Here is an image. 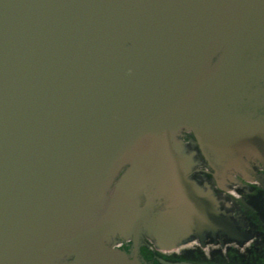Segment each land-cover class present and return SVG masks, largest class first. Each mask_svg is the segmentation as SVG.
Returning <instances> with one entry per match:
<instances>
[{"label":"water","instance_id":"water-1","mask_svg":"<svg viewBox=\"0 0 264 264\" xmlns=\"http://www.w3.org/2000/svg\"><path fill=\"white\" fill-rule=\"evenodd\" d=\"M256 162L264 0H0V264L242 245L214 185Z\"/></svg>","mask_w":264,"mask_h":264},{"label":"flooded vegetation","instance_id":"flooded-vegetation-1","mask_svg":"<svg viewBox=\"0 0 264 264\" xmlns=\"http://www.w3.org/2000/svg\"><path fill=\"white\" fill-rule=\"evenodd\" d=\"M184 139L194 140L190 134ZM252 168L248 179L235 177L227 191L214 185L223 208L242 235V245L224 242L203 246L194 241L174 250H162L145 238L140 244L122 241L117 249L140 264H264V163L256 162Z\"/></svg>","mask_w":264,"mask_h":264}]
</instances>
